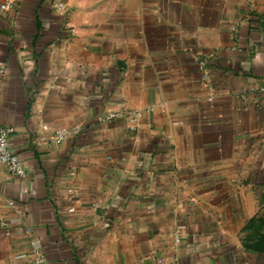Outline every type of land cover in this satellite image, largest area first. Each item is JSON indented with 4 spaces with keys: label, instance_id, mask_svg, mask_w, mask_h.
Wrapping results in <instances>:
<instances>
[{
    "label": "crops",
    "instance_id": "crops-1",
    "mask_svg": "<svg viewBox=\"0 0 264 264\" xmlns=\"http://www.w3.org/2000/svg\"><path fill=\"white\" fill-rule=\"evenodd\" d=\"M62 1L0 0V264H264V0Z\"/></svg>",
    "mask_w": 264,
    "mask_h": 264
},
{
    "label": "built area",
    "instance_id": "built-area-1",
    "mask_svg": "<svg viewBox=\"0 0 264 264\" xmlns=\"http://www.w3.org/2000/svg\"><path fill=\"white\" fill-rule=\"evenodd\" d=\"M9 7L8 2L0 3V9L5 10ZM55 7L58 10L64 8V2L62 0H56ZM260 92H264V87L259 89ZM211 100V98H209ZM133 117L138 116V114H132ZM134 120V119H133ZM132 120V121H133ZM12 133V129L8 127L0 126V166H5L8 173L16 178H25L26 172L23 166L21 158L12 151L9 142V136ZM67 134L65 130H58L54 134V140L56 142H61ZM37 262L43 264L44 259L39 252ZM160 264V262L158 263Z\"/></svg>",
    "mask_w": 264,
    "mask_h": 264
}]
</instances>
